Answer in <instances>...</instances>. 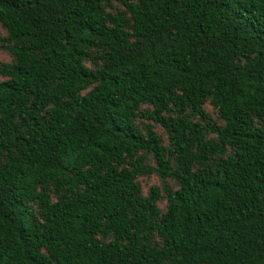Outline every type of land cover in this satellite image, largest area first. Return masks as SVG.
<instances>
[{
  "label": "trees",
  "instance_id": "obj_1",
  "mask_svg": "<svg viewBox=\"0 0 264 264\" xmlns=\"http://www.w3.org/2000/svg\"><path fill=\"white\" fill-rule=\"evenodd\" d=\"M0 28V264H264V0H0Z\"/></svg>",
  "mask_w": 264,
  "mask_h": 264
},
{
  "label": "rangeland",
  "instance_id": "obj_2",
  "mask_svg": "<svg viewBox=\"0 0 264 264\" xmlns=\"http://www.w3.org/2000/svg\"><path fill=\"white\" fill-rule=\"evenodd\" d=\"M2 34H3V31L0 28V35ZM9 59H10L9 54L0 50V61L7 62L9 61ZM206 110L211 114V116L214 117L213 111L210 109L209 106H206ZM138 181L140 183L141 191L143 194H146L150 186H157L159 184L158 179L153 175L148 176V177H140ZM163 204L164 203L161 202L159 207H162Z\"/></svg>",
  "mask_w": 264,
  "mask_h": 264
}]
</instances>
